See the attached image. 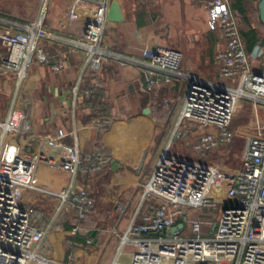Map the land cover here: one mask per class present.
<instances>
[{"label": "built area", "instance_id": "1", "mask_svg": "<svg viewBox=\"0 0 264 264\" xmlns=\"http://www.w3.org/2000/svg\"><path fill=\"white\" fill-rule=\"evenodd\" d=\"M200 1L206 4L208 28L221 42L214 55L218 77L204 81L192 73L180 72L181 53L155 45L141 51L148 70L140 88L154 91L167 82L168 76H159V71L185 79L193 76L187 82L177 125L185 124V130L194 124L212 129H205L192 143V155L176 154L166 146L153 165L142 184V198L151 201L152 206L141 214L140 221L132 220L120 237L121 244L134 246L128 264H264V115L257 114L259 104L264 106V50L259 45L246 49L228 0ZM47 4L48 0H41L37 15L25 24L0 17V93L5 87L11 90L6 112L0 113V264H57L41 252L54 223L49 221L42 228L34 223L38 212L22 203L24 190L59 198L58 208L71 205L79 221L93 206L91 182L113 164L111 156L101 149L81 154L75 141L73 176L81 173L89 177L82 187L71 183L56 192L35 184L36 155L20 150L14 141L26 128V114L19 99L21 86L31 65L46 63L50 57L42 41L49 35L45 29ZM99 7L98 19H88L77 11L67 15L69 21L83 22L81 35L74 42L84 56L81 73L90 77L111 55L102 46L105 7L103 3ZM61 57L52 65L53 71L64 67L65 55ZM79 82L71 87L74 97ZM91 91L86 89L82 94L88 96ZM243 101L252 103L253 120L233 128L232 119ZM93 123L104 127L111 122L99 114ZM68 135L75 139L73 130L63 128L38 137L58 143ZM177 135L175 130L172 137ZM236 138L243 140L238 170L207 162L209 153ZM215 189L234 202L223 207L214 220L190 216L192 210L215 205ZM178 223L183 224L180 231L165 232ZM77 231L74 226L70 234Z\"/></svg>", "mask_w": 264, "mask_h": 264}, {"label": "crops", "instance_id": "2", "mask_svg": "<svg viewBox=\"0 0 264 264\" xmlns=\"http://www.w3.org/2000/svg\"><path fill=\"white\" fill-rule=\"evenodd\" d=\"M26 1L0 0V17L18 24L33 20L35 11L28 12L33 2L26 5ZM112 1L119 4L123 20L108 19L107 9ZM257 2L228 0L248 51L254 45L264 50V25L258 19ZM102 3L105 7L102 46L111 55L96 75L90 77L81 73L84 56L74 42L81 35L83 22L69 21L67 15L77 11L88 19H98ZM45 20L49 35L42 41L49 61L34 62L21 86L19 99L26 114V128L14 141L20 150L36 155L35 184L56 192L71 183L82 187L89 177L81 173L73 176L72 144L75 141L81 154L101 149L111 156L113 164L91 182L93 206L79 221L71 205L58 208L59 198L46 193L26 189L21 201L36 208L38 215L34 223L38 227L53 221L41 252L57 264H128L134 246L121 244L120 237L132 220L140 221L141 214L152 206L151 201L142 198V184L166 148L164 137L156 138L157 129L153 131L147 123L146 116L150 112L147 104L152 105L154 99L168 100L170 111L177 118L187 89L185 78L160 71L157 74L168 76L167 82L154 91L140 88L148 70L141 51L155 45L176 49L182 55L180 72L213 81L218 77L214 55L220 47V39L208 28L206 4L200 0H48ZM61 24L65 27L61 28ZM250 31L255 33L251 44ZM62 55H65L64 67L53 71L52 65L58 63ZM79 80V92L74 97L71 87ZM86 89L92 90V103L88 101L90 95L82 94ZM10 93L9 87L0 93V100L5 102L4 113ZM144 108H148L146 114H143ZM260 113L264 115V106L259 104L257 114ZM99 114L109 117L110 125L95 126L93 120ZM57 128L73 130L75 139L68 135L58 143H48L38 137L54 133ZM205 129L212 128L187 129L182 132V138L192 137L195 141ZM192 143L185 142L189 153L172 151L192 155ZM74 226L78 231L72 235L70 230Z\"/></svg>", "mask_w": 264, "mask_h": 264}, {"label": "rangeland", "instance_id": "3", "mask_svg": "<svg viewBox=\"0 0 264 264\" xmlns=\"http://www.w3.org/2000/svg\"><path fill=\"white\" fill-rule=\"evenodd\" d=\"M29 1V2H28ZM26 1V5L28 3L33 2V7H31L28 12L32 14L34 11L35 15L39 12L41 0H28ZM30 17V16H29ZM0 50L2 52V49L0 47ZM9 99V96H7ZM154 103L152 105L147 104V107L149 108L150 112L146 116V119L148 120L147 123L151 126V129L155 131L157 129L158 135H155L156 138L161 139L164 137V144L166 143V146H169V149L171 150H177L179 152L189 153V150H186L187 145H185V142L192 143L194 139L190 137L189 139L182 138V132L185 130V124H179L178 123V116L176 118V114L171 113V102L168 100H161L160 99H154ZM8 104V100H7ZM149 105V106H148ZM243 107H238V110L232 119V127L237 128L244 125H249L254 115H253V107L252 103L250 101H243L242 102ZM3 108H5V102H3V99L0 100V112L4 113L5 111ZM248 109V111H247ZM250 112V113H248ZM102 115V114H101ZM139 115H142L141 112H139ZM262 116V114L260 113ZM133 115L130 114V119ZM252 117V118H251ZM249 119V123L247 120ZM191 131H197L198 126L196 124L190 126ZM177 130L178 135L175 137H172L173 132ZM163 134V135H161ZM168 139V141H167ZM187 140V141H185ZM243 146V140L240 138H236L231 142L230 144L223 146L212 153H210L206 160L209 163H214L217 165L226 166V167H239L240 166V154L242 151ZM187 151V152H186ZM177 154V153H176ZM188 155V154H187ZM189 156V155H188ZM212 198L214 199L215 205H205L200 210H192L190 211L189 215L192 217H199V218H206L210 220H214L219 214L223 207L233 203V200H230L229 198H226L223 196L218 189H215L212 192Z\"/></svg>", "mask_w": 264, "mask_h": 264}, {"label": "water", "instance_id": "4", "mask_svg": "<svg viewBox=\"0 0 264 264\" xmlns=\"http://www.w3.org/2000/svg\"><path fill=\"white\" fill-rule=\"evenodd\" d=\"M257 11H258V19L264 25V0H258L257 2ZM107 17L113 21H121L123 20L122 11L119 4L115 1H112L109 4V8L107 9ZM193 76L188 77L186 80L187 82H191ZM148 108L143 109V114H146ZM160 158V157H159ZM183 228L182 223H178L176 226L172 227L170 230H166V233H176Z\"/></svg>", "mask_w": 264, "mask_h": 264}, {"label": "trees", "instance_id": "5", "mask_svg": "<svg viewBox=\"0 0 264 264\" xmlns=\"http://www.w3.org/2000/svg\"><path fill=\"white\" fill-rule=\"evenodd\" d=\"M249 33H251V37L249 38V44H251L253 41H254V38H255V33L254 31H250ZM251 48V47H250ZM249 48V49H250ZM92 95H90L88 101H90L92 98H91ZM89 103H92L91 101Z\"/></svg>", "mask_w": 264, "mask_h": 264}]
</instances>
